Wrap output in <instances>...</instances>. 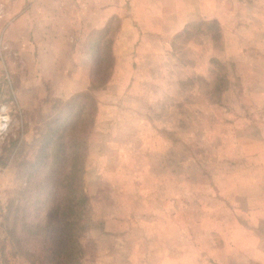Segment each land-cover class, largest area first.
Instances as JSON below:
<instances>
[{"label":"rangeland","instance_id":"obj_1","mask_svg":"<svg viewBox=\"0 0 264 264\" xmlns=\"http://www.w3.org/2000/svg\"><path fill=\"white\" fill-rule=\"evenodd\" d=\"M36 1L0 0V28L25 10L28 24ZM67 1L73 8L71 0H41ZM248 2L221 0L225 18L211 24L218 40L210 50L224 51L223 71L204 61L208 43L197 37L176 38L167 50L148 38L137 78H129L125 91L114 82L107 93L92 95L93 125L80 124L57 140L39 164V138L63 104L32 71H19L10 44L7 62L16 72L6 73L0 62V106L10 117L0 136V264H52L56 232L47 230L48 214L59 198L52 170L55 159L71 154L79 155L73 178L84 197L80 264H264V0ZM117 28L112 20L102 39L111 55ZM176 53L179 63L167 58ZM94 64H80L91 87ZM112 66L102 67L106 78ZM56 80L63 88L65 78ZM221 83L226 90L217 104L213 89ZM32 167L38 171L30 177Z\"/></svg>","mask_w":264,"mask_h":264},{"label":"crops","instance_id":"obj_2","mask_svg":"<svg viewBox=\"0 0 264 264\" xmlns=\"http://www.w3.org/2000/svg\"><path fill=\"white\" fill-rule=\"evenodd\" d=\"M236 1L251 4L248 0ZM71 3L73 8L70 9L66 8L68 1L66 4L48 5L37 0L33 5L36 14L28 24V11L25 10L17 19L8 21L2 29L0 28V62L4 71L10 74L16 72L13 64L9 65L7 62L10 59L8 50L13 43L17 52L15 54H18V61L21 63L19 71L22 74L27 71L29 75L32 71L37 84L51 86L49 92L53 94L52 97L62 104L81 93L99 97L100 93H107L114 82H120L122 91H125L124 86L129 82V78L135 77L136 70L143 67L140 62L141 51L143 46L147 49L150 47L148 38L156 39L167 50V47L174 45L175 36L187 24L205 20L221 25L225 18L221 0H83L81 3L71 0ZM112 20H118V28L111 45L112 71L105 87H91L90 77L85 79L80 64L84 60L95 62L96 59L85 46L89 43L92 33L105 30ZM15 31L20 34L16 36ZM73 50L78 54L75 60ZM224 55L222 57L225 59ZM69 56L72 57L71 68L66 70L63 63L69 61ZM171 56L167 58L175 59L179 63L178 53ZM210 56L217 54L211 50L208 57ZM85 66L89 73L91 66ZM62 77L65 78V83L63 88L59 89L55 86L56 79ZM125 81L127 82L124 83ZM94 84L96 85L95 81ZM45 88L48 91L47 87ZM95 120L97 123L98 117ZM262 202L264 203V200ZM261 223L264 225V222ZM257 229L262 230L260 227L255 230ZM254 232L259 235L257 231Z\"/></svg>","mask_w":264,"mask_h":264},{"label":"trees","instance_id":"obj_3","mask_svg":"<svg viewBox=\"0 0 264 264\" xmlns=\"http://www.w3.org/2000/svg\"><path fill=\"white\" fill-rule=\"evenodd\" d=\"M205 22L210 23L207 25V29L204 27L206 24ZM211 24L216 25V23H213V21L205 20L187 24L186 26L182 27V31L177 34L175 38L192 39L193 37H197L199 41L201 40V42H204L203 45L208 43V45L203 48L205 49L208 47L205 50L210 54L211 50L214 49L213 48L210 50V47L216 45L215 42L218 40V32H216V34H212L211 30L213 29ZM203 27L204 31L202 30ZM108 34L109 27L105 28V30L100 31L99 33H92L90 36L92 42L87 44V46L91 45L89 50H92L91 55L96 59L94 64L96 88L105 87L106 79L108 78H106V73L104 71L106 66L113 63L111 53H108L106 50V45L108 43L105 39L102 40ZM223 54L224 51L221 50V55L219 52L217 56H210L207 58L206 62L209 65L213 64L217 66L219 70L223 71L222 67H224V63L221 62V59L225 60L224 57H222ZM102 65L105 67L103 68V72ZM225 90L226 88L223 87L222 83L216 85L213 89L214 98H212V101L214 103L220 104V99ZM81 99L84 101L80 104H77L76 102ZM58 109L59 110L53 115V117L45 123L46 129L44 130V134L39 138L41 143L36 159L37 164L42 161L49 160L50 154L48 155L45 153L49 146L52 145L54 147L57 140H61L62 138L70 135V133H76L80 124L82 126L85 123L89 125V127L93 125L96 113V101L91 94L81 93L64 102L62 107ZM87 109H89V111H87ZM69 114H71L72 117ZM36 140L38 141V139ZM54 164H56V167L54 170H52V174L59 179L57 181L59 198L57 199L58 201L54 203L53 208L48 214V220L52 219V226H50L47 230L50 232L52 229H54L56 232V239L55 243L53 244L54 247L53 249L51 248V262L52 264H80L79 257L82 255V249L79 245H77L76 238L79 230L82 229L81 233L84 231V228H82L80 224L81 217H79L78 212V208L83 204L84 197L80 183L77 182L79 178L74 181V178H76L75 175L77 174V171H79L77 170L79 166V155L71 154V159L69 160L55 159ZM36 171H38L37 167H32L29 176L32 177ZM256 231L259 234L263 233V231L259 229ZM260 235L264 237V233ZM30 259L33 261V263L38 261V258H35L36 260H34V258Z\"/></svg>","mask_w":264,"mask_h":264},{"label":"built area","instance_id":"obj_4","mask_svg":"<svg viewBox=\"0 0 264 264\" xmlns=\"http://www.w3.org/2000/svg\"><path fill=\"white\" fill-rule=\"evenodd\" d=\"M7 110V106H0V136L7 132L10 125V117Z\"/></svg>","mask_w":264,"mask_h":264}]
</instances>
